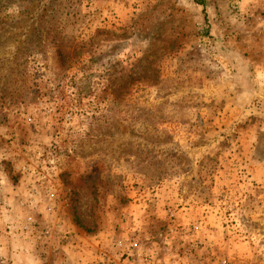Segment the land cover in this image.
<instances>
[{
    "label": "rangeland",
    "instance_id": "obj_1",
    "mask_svg": "<svg viewBox=\"0 0 264 264\" xmlns=\"http://www.w3.org/2000/svg\"><path fill=\"white\" fill-rule=\"evenodd\" d=\"M238 2L0 0V209L62 201L138 264H264V84L233 67Z\"/></svg>",
    "mask_w": 264,
    "mask_h": 264
},
{
    "label": "crops",
    "instance_id": "obj_2",
    "mask_svg": "<svg viewBox=\"0 0 264 264\" xmlns=\"http://www.w3.org/2000/svg\"><path fill=\"white\" fill-rule=\"evenodd\" d=\"M238 3L244 14L250 17L251 23L245 31L247 36L244 41L251 46L248 49L249 58H242V53L237 52L242 47L235 44L236 38L230 39L232 54L240 56V59L237 58L239 63L235 62L233 67L235 70L247 71L249 82L262 86L264 60L259 49H264V0H240ZM260 37V41L255 39ZM255 44L258 45L257 50L254 49ZM229 48H232L231 43ZM244 51L247 53V50ZM253 51L259 58L251 54ZM247 86L242 85L244 92ZM7 200L5 208L0 209V264H138L135 258H125V251L112 245L110 247L112 242L106 236L100 234L88 237L80 232L62 201L56 205L50 202L41 204L30 211L26 209L25 203L21 209L16 203L9 202L10 199ZM30 222L36 225L35 244L28 234L21 231ZM117 243L114 245L117 246Z\"/></svg>",
    "mask_w": 264,
    "mask_h": 264
},
{
    "label": "built area",
    "instance_id": "obj_3",
    "mask_svg": "<svg viewBox=\"0 0 264 264\" xmlns=\"http://www.w3.org/2000/svg\"><path fill=\"white\" fill-rule=\"evenodd\" d=\"M131 253L127 254L128 258H135V255L138 256L139 244L138 242H134L130 245Z\"/></svg>",
    "mask_w": 264,
    "mask_h": 264
}]
</instances>
